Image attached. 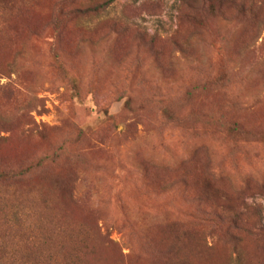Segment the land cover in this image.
Listing matches in <instances>:
<instances>
[{
	"label": "rangeland",
	"instance_id": "374dc122",
	"mask_svg": "<svg viewBox=\"0 0 264 264\" xmlns=\"http://www.w3.org/2000/svg\"><path fill=\"white\" fill-rule=\"evenodd\" d=\"M0 172L7 264H264V0H0Z\"/></svg>",
	"mask_w": 264,
	"mask_h": 264
},
{
	"label": "trees",
	"instance_id": "16d2710c",
	"mask_svg": "<svg viewBox=\"0 0 264 264\" xmlns=\"http://www.w3.org/2000/svg\"><path fill=\"white\" fill-rule=\"evenodd\" d=\"M227 134L230 137H243V136L247 135L242 130H240V128L236 125H227ZM7 177L8 176L4 172H0V179H4ZM215 217L218 219L220 216L215 215ZM224 220H225L226 224L228 226H230L232 229L236 230L240 226L238 224V215L237 214L231 215L228 219L224 218ZM0 250H1V245H0ZM10 260H11V258H8V256L4 254V257L0 258V261H1L0 263L1 264H7Z\"/></svg>",
	"mask_w": 264,
	"mask_h": 264
}]
</instances>
